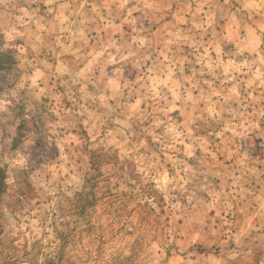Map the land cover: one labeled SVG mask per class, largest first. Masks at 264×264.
<instances>
[{
    "label": "clouds",
    "instance_id": "9594fccd",
    "mask_svg": "<svg viewBox=\"0 0 264 264\" xmlns=\"http://www.w3.org/2000/svg\"><path fill=\"white\" fill-rule=\"evenodd\" d=\"M0 264H264V0H0Z\"/></svg>",
    "mask_w": 264,
    "mask_h": 264
}]
</instances>
